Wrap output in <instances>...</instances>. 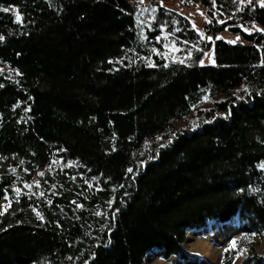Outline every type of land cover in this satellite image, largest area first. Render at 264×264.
<instances>
[{"label":"trees","instance_id":"trees-1","mask_svg":"<svg viewBox=\"0 0 264 264\" xmlns=\"http://www.w3.org/2000/svg\"><path fill=\"white\" fill-rule=\"evenodd\" d=\"M162 1L0 0V264H264V7Z\"/></svg>","mask_w":264,"mask_h":264},{"label":"rangeland","instance_id":"rangeland-1","mask_svg":"<svg viewBox=\"0 0 264 264\" xmlns=\"http://www.w3.org/2000/svg\"><path fill=\"white\" fill-rule=\"evenodd\" d=\"M162 4L186 16L192 23L195 30L200 32L205 37L204 26L206 25L209 19L205 14V9L203 6L193 1H191L187 5L184 4L182 1L178 0L162 1ZM197 9H199V11ZM221 37L227 40L231 39V35L227 32L222 33ZM208 38L211 37L208 36ZM210 40H212V38ZM212 61V52H210L204 58L203 63H212ZM7 204L8 199L6 196L0 200V212L4 207L7 206ZM209 226H211V223ZM233 226H235L236 229L230 227L233 228V230L229 229L228 232L221 234L222 236L219 234L220 227L214 228V226L209 227L207 231L204 230L197 233H191L189 242L187 243L190 252L205 257L206 260H208V262H210L211 264H220L221 256L224 250L229 249L230 252L234 253L233 241H235L239 237V231L237 224L233 223ZM234 230H236V232ZM254 234L255 235H252L251 240L253 242L256 252L258 254H262L264 252V236H262V234H260L259 232H255ZM155 257L156 256H154V258L150 257L149 260H147L146 258L145 262H147L145 264H174L172 262H166L164 260L161 261ZM245 258L246 252H239L236 254V257L233 260L232 264H243Z\"/></svg>","mask_w":264,"mask_h":264},{"label":"bare ground","instance_id":"bare-ground-1","mask_svg":"<svg viewBox=\"0 0 264 264\" xmlns=\"http://www.w3.org/2000/svg\"><path fill=\"white\" fill-rule=\"evenodd\" d=\"M235 224H237V223H235ZM237 226H238V231H239V225L237 224ZM220 227V232H219V234L221 235V234H223V233H225V232H228V230L230 229V230H233V228L234 229H236L235 228V226H233V223H230V224H226V225H223V226H219ZM230 227H233V228H230ZM215 228V227H214ZM216 228H218V227H216ZM204 230H208V229H204ZM204 230H200V231H204ZM200 231H197V232H200ZM235 232H236V230H234ZM197 232H194V233H197ZM222 236V235H221ZM225 236V235H224ZM208 237V236H207ZM227 237V236H226ZM188 250H189V247H188ZM189 252H190V250H189ZM190 254L191 255H197V254H193L192 252H190ZM154 256H156L155 258H158V259H160V260H162L161 258H160V256L158 255V254H151L150 256H148V258L147 259H149L150 257H153L154 258ZM172 258V257H171ZM176 258V257H175ZM170 260V259H169ZM181 261V260H180ZM204 261V260H203ZM166 262H168V261H166ZM182 262V261H181ZM210 263V262H209Z\"/></svg>","mask_w":264,"mask_h":264},{"label":"snow or ice","instance_id":"snow-or-ice-1","mask_svg":"<svg viewBox=\"0 0 264 264\" xmlns=\"http://www.w3.org/2000/svg\"><path fill=\"white\" fill-rule=\"evenodd\" d=\"M213 2H214V0H213ZM255 2L258 3V4H260L261 7H264V0H255ZM4 10L7 11L8 9H4ZM197 10L199 11V9H197ZM16 19L17 20L20 19L19 14H17ZM221 23H222V21H221ZM248 30L249 29H245V31H248ZM259 30L260 31H264V29H259ZM2 39H3V37L0 36V40H2ZM209 39H211V38H209ZM237 39H238V37H237ZM233 42H235V41H233ZM212 62H214V61H212ZM200 63H203V61L201 60ZM173 135H175V133ZM260 166L261 167H264V162H262ZM129 171H131V169H129ZM40 174L42 175L43 173H40ZM37 215L39 216V213H37ZM40 218L42 219V217H40ZM253 235H255V234H253ZM234 244H235V241H233V246H234Z\"/></svg>","mask_w":264,"mask_h":264},{"label":"crops","instance_id":"crops-1","mask_svg":"<svg viewBox=\"0 0 264 264\" xmlns=\"http://www.w3.org/2000/svg\"><path fill=\"white\" fill-rule=\"evenodd\" d=\"M235 233V232H234ZM208 252H209V249H208ZM208 252H206V253H208ZM205 253V254H206ZM200 256V255H199ZM201 258H202V260H206V258L205 257H202V256H200ZM147 260H149V259H147ZM151 260V259H150ZM160 260V259H159ZM161 261H163V260H161ZM207 262H208V260H206ZM147 262V261H146ZM145 262V263H146ZM168 262H172V263H174V264H179V263H181V261L179 260V259H177V258H175V257H172V258H170V260L168 261ZM144 263V264H145Z\"/></svg>","mask_w":264,"mask_h":264},{"label":"built area","instance_id":"built-area-1","mask_svg":"<svg viewBox=\"0 0 264 264\" xmlns=\"http://www.w3.org/2000/svg\"><path fill=\"white\" fill-rule=\"evenodd\" d=\"M200 4V3H199ZM201 5V4H200ZM202 6V5H201Z\"/></svg>","mask_w":264,"mask_h":264},{"label":"water","instance_id":"water-1","mask_svg":"<svg viewBox=\"0 0 264 264\" xmlns=\"http://www.w3.org/2000/svg\"><path fill=\"white\" fill-rule=\"evenodd\" d=\"M210 40V39H209Z\"/></svg>","mask_w":264,"mask_h":264}]
</instances>
